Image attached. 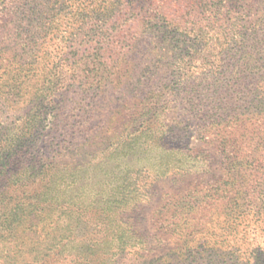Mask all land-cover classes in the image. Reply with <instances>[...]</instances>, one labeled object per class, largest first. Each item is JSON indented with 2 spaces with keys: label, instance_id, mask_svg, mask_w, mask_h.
Returning a JSON list of instances; mask_svg holds the SVG:
<instances>
[{
  "label": "rangeland",
  "instance_id": "1",
  "mask_svg": "<svg viewBox=\"0 0 264 264\" xmlns=\"http://www.w3.org/2000/svg\"><path fill=\"white\" fill-rule=\"evenodd\" d=\"M132 1L105 7L99 0H37L35 13L27 18L13 15L18 26L33 29V42H25L29 33L0 31V146H9L15 126L28 116L36 91L43 87L45 94L49 86L50 98L42 104L43 128L35 133L31 147L43 148L49 139L61 141L70 131L63 119L72 117L81 122L74 131L97 133L94 142L84 134L77 137L81 199L118 197L123 186L137 198L126 210L124 225L143 244L128 249L116 264H244L251 250L264 254V230L256 224L235 240L224 230L213 192L209 193L221 177L222 160L202 136L213 114L229 118L228 114L244 113L243 101L250 97L245 91L264 86V0H162L160 20H150L151 1ZM141 17L149 19L154 30L143 33ZM163 34L165 41L160 39ZM131 37L145 39L143 50L125 49L106 67L119 88L105 99L81 102L82 93L96 89L99 81L94 79V86H88L90 80L80 82L81 73L90 70L93 76L103 69L93 54L116 53V41ZM18 60L24 62L17 65ZM15 75L20 76L13 79ZM150 109L158 116L153 121L162 117L164 122L159 148L177 154L170 157L177 167L179 152L198 156L200 161L190 165L202 174L181 178L172 172L164 177L156 151L146 155L134 146L113 153L116 144L108 140L105 145L110 149L97 153L105 135L123 132L135 119H148ZM53 120L56 127L47 125ZM139 131L136 126L128 133ZM70 190L76 193L69 187L66 196ZM103 232L81 224L77 230L81 251L105 239ZM237 248L241 263L232 256Z\"/></svg>",
  "mask_w": 264,
  "mask_h": 264
},
{
  "label": "trees",
  "instance_id": "2",
  "mask_svg": "<svg viewBox=\"0 0 264 264\" xmlns=\"http://www.w3.org/2000/svg\"><path fill=\"white\" fill-rule=\"evenodd\" d=\"M36 1L0 0V31L7 34L12 30H19L21 34L29 33L25 42L32 43L33 29L26 31L24 27L13 22L12 17L17 14L27 18L31 13H35ZM99 1L100 6L105 7L112 2H122L123 5L125 3L131 5L133 2ZM149 1L153 7L149 6L154 11L150 20H160L164 10L163 1ZM105 7L102 9L106 10ZM150 20L139 18L138 23L144 28L143 33L154 30ZM42 28L40 27V30ZM160 39L165 41V34ZM144 44L145 39L131 37L126 41H116L118 51L116 53L106 50V53L93 54L95 62L98 61L96 65L102 66L103 69L95 70L93 76L90 74L94 71L88 70L89 74L83 76L81 73L80 82L82 78L88 83L90 80L88 86H94V79L99 78L95 84L96 89L92 91L88 89L90 92L86 95L82 93L81 102L90 98L93 102L96 98L105 99L113 95L119 84L115 83L116 78L109 73L110 70H106L108 62H113L125 49L138 53L143 50ZM31 51L37 54L39 52L37 49ZM23 62L18 60L16 64ZM100 75L105 81L103 85ZM19 76L15 75L13 79H18ZM133 77L131 75V78ZM183 89L185 87L181 90ZM46 90L45 94L43 87L36 91L37 94L30 103L28 116L15 126L16 134L9 139V146L4 149L0 146V264H116L118 257L128 249L143 244L141 240L135 241L130 229L126 230L124 225L126 210L137 202V198L132 196L131 189L123 186L118 197L113 194L107 195L106 198L97 196L98 199H94L93 202L81 199L79 186L81 181L76 175L80 169L76 164L81 158L75 157L81 152V142L77 137L84 134L85 138L94 142L97 133L83 132L81 129L74 131L75 125H81V122L72 121V117L63 119L64 128L70 131L61 136V141L49 139L45 141L46 146L43 148L31 147V144H34L35 133L43 128L42 115L45 114V107L42 104L51 95L49 86ZM245 92L250 97L243 101L244 113L231 116L228 114L226 117L229 118L223 117L220 113L213 114L210 117L208 132L202 136L203 140L207 138L205 143L212 145L221 156V177L209 193L213 192L215 197L213 202L216 216L224 230H228L229 236L230 234L233 236V240L241 235L246 236L248 229L256 224L261 225L264 230V86H257L252 91L249 89ZM92 108L96 110L95 107ZM149 114L151 117L148 119L144 118L142 121L135 119L123 132L105 135L104 142L100 143L101 149L100 147L96 149L97 153H105L108 148L110 149L109 145H105V141L108 140L112 141L110 145L116 144L113 153H123L134 146L138 152H145L146 155L149 154L147 153L149 150L156 151V158L160 168L164 170V177L170 176L172 172H176L175 175L181 178L202 174L200 171H193L190 165L191 162L200 161L198 156L192 157L185 152H179V167L171 162L170 157L177 154L171 153L170 148H159L163 141V133L160 131L164 123L162 117L153 121L158 116L155 117L151 109L147 115ZM47 125L57 126L54 120ZM136 126L140 130L137 134L128 133ZM61 130L66 131L63 128ZM68 186L74 187L76 193L70 190L71 195L66 196ZM81 224L87 230L102 228L105 239L81 251V240L77 235ZM238 248L232 256L235 261L241 263L242 254ZM177 258L175 256L174 261ZM175 262L177 264L178 261ZM244 264H264L263 252L259 249L251 250Z\"/></svg>",
  "mask_w": 264,
  "mask_h": 264
}]
</instances>
